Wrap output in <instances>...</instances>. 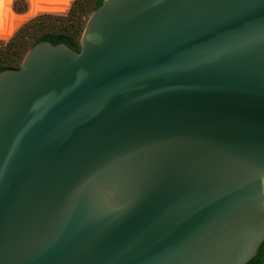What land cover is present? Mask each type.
<instances>
[{
  "label": "water",
  "instance_id": "1",
  "mask_svg": "<svg viewBox=\"0 0 264 264\" xmlns=\"http://www.w3.org/2000/svg\"><path fill=\"white\" fill-rule=\"evenodd\" d=\"M79 46L0 73V264H248L264 0H102Z\"/></svg>",
  "mask_w": 264,
  "mask_h": 264
},
{
  "label": "trees",
  "instance_id": "2",
  "mask_svg": "<svg viewBox=\"0 0 264 264\" xmlns=\"http://www.w3.org/2000/svg\"><path fill=\"white\" fill-rule=\"evenodd\" d=\"M13 1L0 0V73L19 69L26 53L42 41H48L53 45L64 43L79 52L80 38L86 25L84 18L92 14L102 2V0H27L30 6L29 13L26 16L16 15L18 17L14 19L13 11L23 14L26 11V4L23 1ZM71 2L66 15L42 14L23 23L40 10L64 12ZM248 264H264V242Z\"/></svg>",
  "mask_w": 264,
  "mask_h": 264
},
{
  "label": "rangeland",
  "instance_id": "3",
  "mask_svg": "<svg viewBox=\"0 0 264 264\" xmlns=\"http://www.w3.org/2000/svg\"><path fill=\"white\" fill-rule=\"evenodd\" d=\"M14 1H23V2L26 4V11H25L23 14H17V13H15V12L13 11V9H12V4H13ZM14 1H13L12 4H11V9H12V11H13V15H12V17H14V19H16L18 16H26V15L29 13V11H30V6H29V4H28V1H27V0H14ZM73 1H74V0H73ZM73 1H72V2H73ZM72 2L70 3V5H69V7L67 8V10H65L64 12L53 13V12H42V11L40 10L38 13H35V16H32V17L27 18V20H25L23 23H26V22H28L29 20H31V19H33V18L39 16V15H42V14H50V15H66V13L68 12V10H69L70 7H71ZM40 12H41V13H40ZM36 14H37V15H36ZM16 15H18V16H16ZM90 15H91V14H90ZM90 15H88V16H86V17L84 18L86 23H87V21H88ZM85 26H86V25H85ZM81 36H82V35H81ZM80 39H81V38H80ZM26 54H27V53H26ZM24 57H25V56H24Z\"/></svg>",
  "mask_w": 264,
  "mask_h": 264
}]
</instances>
